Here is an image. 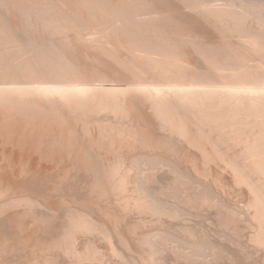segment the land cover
<instances>
[{
	"label": "bare ground",
	"instance_id": "obj_1",
	"mask_svg": "<svg viewBox=\"0 0 264 264\" xmlns=\"http://www.w3.org/2000/svg\"><path fill=\"white\" fill-rule=\"evenodd\" d=\"M217 3L0 0V197L14 195L0 202V263L9 262L7 251L23 264H37L40 251L52 259L58 253L78 255L77 236L101 235V230L109 235L106 240L116 239L123 250L136 253L145 243L157 246L159 235L163 236L158 229L162 225L170 229L175 222L181 227L175 225L177 230L196 240L200 231L193 229L195 235L189 227L198 225L197 210L217 213L216 209L227 208L226 203L215 207L217 199L204 190L212 194V186H226L221 174L226 171L234 184L246 186L251 194L243 210L248 213L242 215L237 207L231 213L237 220L247 217L249 222L243 223L253 228L249 241L264 249V3ZM109 153L115 154L114 159L108 158ZM56 171L63 179L59 180L67 181L65 186L57 183ZM71 172L76 184L68 179ZM208 174L214 176L212 186ZM157 193L166 198L165 203ZM182 198L191 208L187 207L190 220L185 218ZM108 203L120 220L129 215L141 218L134 217L140 219L130 224L132 228L121 227L116 219L118 225L109 232L106 226L101 229L100 214L114 209ZM182 205L184 211L178 208ZM17 208L29 210L30 219L25 213L29 222L19 220L23 212L11 213ZM35 210L40 212L30 214ZM142 215L162 223L155 230L159 234L142 237ZM230 223L228 227L240 224ZM221 240L227 244V239ZM167 242H160L158 248L163 243L173 249ZM215 246L217 255L219 246ZM228 248L226 254H236ZM254 249H243L250 252L242 256L240 247L241 260L253 259L251 253L259 255ZM32 255L38 256L35 261ZM50 260L45 264H57Z\"/></svg>",
	"mask_w": 264,
	"mask_h": 264
},
{
	"label": "rangeland",
	"instance_id": "obj_2",
	"mask_svg": "<svg viewBox=\"0 0 264 264\" xmlns=\"http://www.w3.org/2000/svg\"><path fill=\"white\" fill-rule=\"evenodd\" d=\"M222 1H224V0H221V2H222ZM248 1H249V0H248ZM250 1H252V2L256 1L257 3H260V4H263V3H264V0H250ZM218 2H219V3H217L216 5L220 4V0H218ZM221 4H222V3H221ZM263 6H264V4H263ZM7 18H8V15H7ZM7 20H8V19H7ZM237 151H238L237 149L233 150V153H232V154L236 153ZM106 152H107V151H106ZM231 152H232V151H231ZM106 154H108V152L105 153L104 155H106ZM111 155L115 156L114 153H113V154H110V153H109L108 158H109V156H110V158H111ZM106 156H107V155H106ZM110 158H109V159H110ZM111 159H114V158H111ZM213 167L217 168L216 166H213ZM213 167L210 166V168H213ZM210 168H209V169H210ZM203 169H204V168H203ZM205 169H206V167H205ZM207 169H208V168H207ZM207 169H206V170H207ZM213 169H214V168H213ZM213 169H212L211 173L214 174V173H216V171H215L216 169H215V170H213ZM213 171H214V172H213ZM58 172H59V171H56V172H55V176H57L56 179H58V177L61 178V176L56 175ZM80 172L82 173V175L86 174V172L84 173L82 170H81ZM217 172H218V171H217ZM83 173H84V174H83ZM58 174L61 175L60 173H58ZM221 174H222L223 179H225V180L228 181V182L224 181V182L228 183V185H227L226 183H225V184L222 183V184L226 185L227 187H226V186L222 187V186H220V185H219V186H220V187H219L218 185H215V187H216V186L219 187V188H218V187L215 188L214 186H212V184H213L212 182H213V181H210V177H214V176H211V174H208V175H210V176H208V177H209V181H208V182H209V185H210V183H211V186H212V188H213V192H214V193L211 194L209 191H207L206 188H204V190H206V193H207V192L209 193V194H207V195H209V197H211V196L213 195V196H212V199H215V200H214L215 202H216V199H217V206H215V207H221L223 204L226 203L224 206H227V208H224V206L222 207V208H224V209H222V210H225V211H223L224 213H223V212L221 213L222 210H221V211L218 210V209H221V208H218V209L215 208V209L217 210V213L214 212L215 210H214L213 208H212L213 210H211L212 212H209L210 209H207V208H205V209L207 210V212H204V213L202 212V209H201V211H199V209L197 210V211H198V215L201 216V217H200L201 219L199 218V216H198L197 214H196V215L198 216L199 221H201V222H199V221L197 220V224H198V225H197V226H193V227H192L191 225H189V226H191V228L189 227V229H190V230L195 229L196 231H200V232H199L200 234H199L198 232L196 233L198 238H195V239L198 240V241L194 240L193 237H192V238L188 237L187 235H189V233H188V234H185V233L183 232V230H182V231L177 230L176 227L179 229L180 226H177V223H176V222H175L176 224H175V223H173V224L171 223V224H172V227H171V225H170V226H168L170 229H168V228L165 227V226L163 227L162 223H160V224L158 223L160 226L162 225V227H160L158 224L153 223V222H150V221H152V219H151V217H150V218L148 217L149 215H148V216L146 215L147 217H145V215H144V216L142 215V218H143V222H142V223H144V224H143V225L140 224V225H142V228H140V230L138 229V230H139V233H140V231H141L142 234H141V233H140V234L142 235V237H148V236H149L148 234H150V236H151L152 234H153V235H155V234H159V233L156 232V231H157V228H156V227H158V228L160 227V228L158 229V232H160L163 236H160V235H159V238H160L159 241L161 240L160 242H163L164 244H165V242L168 241V242H167V243H168V246H170L171 243H172V245H171L172 247L170 246V248H173V249H169V248L167 249V247H165V246H167V244L164 246L163 243H162V245H163L164 247H162V245L160 244L161 248H166L167 250H165V249H161V248L159 249V248H158V245H159L160 242L158 241L159 243H158L157 246H156V244H155L154 242H152V244L154 243L153 245H150L149 243H148V244H147V243L143 244V245H142V249H143V248H144V249L141 250L140 247H139V250H137V253H136L135 251H133V250L128 251V249H127V251H126V249L123 250L124 248H122L120 245H118L116 239H114V240L112 239V240H113V241H112L111 239L108 238L109 240H106L107 238L105 239V237H106V236L109 237V235H108V234H103V232H105V230H101V231H102V234H103L104 236H103L102 234H101V235H102V236H101V235H99L98 233H97V234L95 233V235H94V234H91V235H86V236H85V235H78V236H77V238H76V245H75V248H76V250H77L78 255H73V254H70V255H64V254H59V253H58V255L55 256V258L52 259L50 256H48L49 254H48V255L46 254V253H47L46 251H45L44 253H43L42 251H40L43 255L40 253V256H39V257L37 256L38 258H37L35 255H34V256L32 255L33 258H30V259H32L31 261H35L34 258H37V260L35 261V263H37V264H38V263H39V264H45V263H46V260L48 261V260H50V259H51L50 261H56L57 264H62V263H63V264H64V263H65V264H66V263H68V264H70V263H71V264H97V262L100 263L101 261H103L102 259H104V261L101 262L100 264H108L110 261H111V262H110L109 264H113V263H114V264H118V263H119V264H123V263H124V264H133V263H134V264H151L150 261L152 262V259L154 258V259H153V262H154V260H155L154 263H156V264H157V263H160V264H171V263H173V264H181V262H182L183 264H186V263H187V264H191L190 262L193 260V258H196L197 260L194 259L195 261H194V260L192 261L193 264H200V263H201V264H203V263L206 264V262H208V260H210L209 258H211V260H212L214 257L216 258V256L218 255V259H215V258H214L215 260H212V262H211V260H210V261H209V262H210L209 264H214L213 262L216 261V260H217V262H218L217 264H219V263H220V264H237V263H239V262H240L239 264H243V263H245V264H249L250 261H251L250 264H253V263H254V264H255V263H256V264H257V263H258V264H259V263H260V264H263V263H264V262H263V261H264V260H263V259H264V257H263V255H264V249L262 250L261 248H257L254 244H252V243L249 241V236H250L249 234H251L253 228L249 227V226H251V224H249V223L247 224V223H246V224L248 225V226H247L246 224L243 223V221H244V222H249V221L247 220V217L245 218L246 221L243 220V218H241V217L239 218V220H237V218H235V216L231 213V212H233V211L236 212V210L240 211V209L242 210V211L240 212L241 214L244 213V212H245V213H248V211H244V212H243V210H245V207H246V205H247V201H248V199H249L250 196H251L250 191H249V189H248L246 186H244V185H243V186H244V187H243L242 185L234 184V182L232 181V180H233V179H232V175H231L228 171H226L224 174H223V173H221ZM69 175H70V174H69ZM230 175H231V177H230ZM62 176H63V178H64V174H62ZM74 176H75V175H73V177H74ZM68 177H69V176H68ZM66 178H67V177H66ZM70 178H71V181L74 180V183H73V182H70V180H68V179H70ZM56 179H55V180H56ZM64 179H65V178H64ZM68 179H67V180H68V184H69V183H71V184H72V183H73V184H76V183H75L76 178H75V177L72 178V172H71V176H70ZM61 180H63V179L61 178ZM61 180L58 179L57 183L60 181V182H61L60 184L65 186V182H67V181L65 180V181L62 182ZM211 180H212V178H211ZM76 182H77V180H76ZM83 182H84V181H82V185H85V186H86V183H85L86 181L84 182L85 184H84ZM187 182H188V181H187ZM63 183H64V184H63ZM58 184H59V183H58ZM66 184H67V183H66ZM73 184H72V185H73ZM66 186H67V185H66ZM68 186H69V185H68ZM70 186H71V185H70ZM190 186H191V185H190ZM232 186H233V187H232ZM234 186H235V187H234ZM236 186H238V188H237ZM221 187H222V188H221ZM150 188H153V187L151 186ZM225 188H228V189L225 190ZM229 189H231V191H230ZM247 189H248V190H247ZM156 190H157V188H156ZM232 190H233V191H232ZM84 191H85V190H84ZM216 191H217V193H216ZM157 192L161 193L159 188H158V191H157ZM202 192H203V191H202ZM204 192H205V191H204ZM218 192H220L219 195H217ZM222 192H223V193H222ZM227 192H228V193H227ZM229 192H230V193H229ZM9 193H11V192H9ZM9 193H8V195H7V193L3 194L2 196H4V197H3V199H1V197H0V202L5 201L6 199L8 200L9 198H13L14 195H13L12 193L9 195ZM215 193H216V194H215ZM154 194H155V193H154ZM221 194H222V195H221ZM228 194H229V196H228ZM230 194H231V195H230ZM6 195H7V196H6ZM11 195H12V196H11ZM90 195H91V194H90ZM156 195H157L159 201H161L162 198H163V197H162L163 195L161 196V194H158V193H157ZM158 195H160V196H158ZM179 195H180V194H179ZM238 195H239V196H238ZM5 196H6V197H5ZM10 196H11V197H10ZM214 196H215V197H214ZM221 196H223V197L221 198ZM7 197H8V198H7ZM160 197H162V198H160ZM180 197H182V196L180 195ZM224 197H227V200H226V198H224ZM228 197H229V198L232 197V198L234 199V201H236V202H233V199H232V198L229 199ZM235 197H236V198H235ZM240 197H241V198H240ZM4 198H5V200H4ZM155 198H156V197H155ZM242 198H243V199H242ZM113 199H114V197H113ZM113 199L110 198V200H112L113 203H114L115 201H114ZM156 199H157V198H156ZM164 199L166 200V198H163L162 202L164 201V203H165V200H164ZM223 199L226 200V201H229V200H230L231 202H230V201L228 202L230 205H229L226 201L224 202ZM237 199H238V200H237ZM108 200H109V199H108ZM108 200H105V201L108 202ZM218 200H219V202H218ZM157 201H158V200H157ZM181 201H182V202L184 201L183 198L181 199ZM239 201H240V202H239ZM102 202H103V201H102ZM109 202H110V201H109ZM185 202H186V201H184L182 204L185 205ZM220 202H221V203H220ZM222 202H223V203H222ZM103 203H104V202H103ZM103 203H102V204H103ZM186 203H187V202H186ZM218 203H219V204H218ZM239 203H240V204H239ZM104 204H106V202H105ZM104 204H103V205H104ZM108 204L111 205V203H108ZM172 204H173V203H172ZM179 204H180V206H181V203L178 202V205H179ZM220 204H221V206H220ZM112 205H113V204H112ZM112 205H111V207H112ZM170 205H171V204H170ZM175 205H176V204H175ZM183 205H182V207H180V206H179V207L177 206V207H178V208H182L181 210L184 211L185 208H184ZM235 205H238V206H235ZM71 207H72V206H71ZM106 207H107V206H106ZM185 207H186V205H185ZM187 207H188V205H187ZM187 207H186V210H187V211H185V213H187V212L189 211L188 209L191 210V208L188 207V209H187ZM236 207H237L238 209L235 210ZM112 208H114V206H113ZM233 208H234V209H233ZM22 209L24 210V208H21V210L17 208V209H13V212L10 211L11 209H10L9 211H10L11 213H15V210H17L16 213H20V212L22 213V212H23V214L26 213V214H28V216H29V213H28L29 210L26 209V211H25V210L23 211ZM115 209H116V208H114L113 210H111V209L109 208L108 210H106V212H107L106 214H108V213L110 212L108 215H106L105 213H103L104 215H102V214L99 213V214H100V216H99V214H98L99 219H100V228H101V229H102L103 227H104V229H105V226H106V229H107L106 231L109 232V230L112 229V227L114 228V226H115V225H118V224L124 225V226H121V227H125V226L127 227V226H128V227H131V228H132L131 225H133L132 223H135V224H136V220H135V219H137V218H134V217L139 216V215H136V216H135V215H132V216L129 215L130 217L126 216L124 219H121V220H120V219H118L119 216H118V214L116 213ZM205 209H203V211H206ZM228 209H229V210H228ZM18 210H19V212H18ZM37 210H38V209H37ZM37 210H35L36 212H35V211H30V214H31V212L34 213V214L40 212V211H37ZM110 210H111V211H115V213L111 212ZM232 210H233V211H232ZM246 210H247V209H246ZM192 211H193V210H192ZM219 211H220V212H219ZM228 211H229L230 214H232L230 217H228V216L230 215L229 213H227ZM65 212H66V209H65ZM189 212H190V211H189ZM193 212H194V211H193ZM218 212H219V214L221 213L220 216H219V215H216V214H218ZM21 213H20V214H21ZM101 213H102V212H101ZM111 213H112V214H111ZM190 213H192V212H190ZM7 214H9V213H7ZM23 214L20 215V216H22L23 219H19V220H23V221H21V222H23V223H26L27 220H28V222H29V221H30V220H29V219H30V216L27 217V218H29V219H27V218H26L27 215L25 214V217H24ZM187 214H188V215H187ZM187 214H186V216H185V215H184V216H185V218L187 217V219L190 220V218H192V216H190V218H189V213H187ZM194 214H195V213H194ZM194 214H191V215H194ZM222 214H224L226 218H230V219H231V217H233V216H234V217L232 218V220H228V219H227L228 222H226L227 220L225 219L224 215H222ZM32 215H33V214H32ZM32 215H31V216H32ZM61 215H63V217H65V214H60L59 216H61ZM112 215H113V216H112ZM226 215H227V216H226ZM242 215H243V214H242ZM35 216H38V215L36 214ZM98 216H97V217H98ZM102 216H104L107 220H106L104 217H102ZM110 216H112V217H110ZM212 216H213V218H212ZM214 216H215V217H214ZM216 216H217V218H216ZM222 216H223V217H222ZM245 216H246V215H245ZM245 216H243V217H245ZM61 217H62V216H61ZM109 217H110V218H109ZM115 217H117V218H115ZM139 217L141 218V216H139ZM139 217H138L137 221L140 219ZM20 218H21V217H20ZM130 218H132V219H130ZM204 218H205V219H204ZM207 218H209V219H207ZM221 218H222V219H221ZM26 219H27V220H26ZM114 219H115V220H114ZM116 219L120 220L121 222H120V221H117V223H118V222H120V223L116 224ZM148 219H149V220H148ZM210 219H211V221H210ZM215 219H216V220H215ZM223 219H224V220H223ZM233 219H234V220H233ZM240 219H242V221H241ZM1 220H2V218L0 217V221H1ZM113 220L115 221V223H114ZM131 220H132V221H131ZM134 220H135V221H134ZM144 220L147 221L148 226H147V224H146V221H144ZM204 220H205V221H204ZM213 220H214V221H213ZM25 221H26V222H25ZM107 221H108L109 223H108ZM124 221H125L126 223H124ZM133 221H134V222H133ZM202 221H203V222H202ZM230 221H231V222H234V221H235V223H236V222L240 223L239 221H241V223L238 224V226H236L237 224L235 225L237 228L239 227L240 229H239V228L237 229V228H236L235 226H233V225H230V226H233V227H228L229 225H227L226 223H228V224H232V223H230ZM110 222H111V223H110ZM187 222H188V220H187ZM208 222H209V223H208ZM122 223H123V224H122ZM199 223H200V224H199ZM206 223H207V224H206ZM218 223H219V224H218ZM220 223H221L223 226L220 225ZM111 224H112V225H111ZM114 224H115V225H114ZM130 224H131V225H130ZM149 224H150V226H149ZM155 224H156V225H155ZM188 224H189V223H188ZM201 224H202V225H201ZM233 224H234V223H233ZM242 224H243V225H242ZM103 225H104V226H103ZM109 225H110V226H109ZM140 225H139V226H140ZM151 225H154V226H155V229H154V226H151ZM173 225H174V226H173ZM175 225H176V227H175ZM219 225L221 226L220 228H219ZM240 225H241V226H240ZM101 226H102V227H101ZM111 226H112V227H111ZM134 226H136V225H134ZM134 226H133V227H134ZM137 226H138V225H137ZM143 226H144V227H143ZM202 226H203V227H202ZM215 226H216V227H215ZM252 226L254 227V225H252ZM140 227H141V226H140ZM150 227H152V228H150ZM173 227H175V229H173ZM195 227H196V228H195ZM200 227H201V228H200ZM212 227H213V229H211ZM165 228L168 229V230H170L172 233H171L170 231L166 230ZM202 228H203V230H202ZM205 228H207V229H205ZM229 228H231L232 230L236 228L237 230H239V232L236 233L235 231H237V230H235V231L233 230V231L235 232V233H234V232H232V230H230ZM255 228H256V227H255ZM146 229H147V230H148V229H151V230H150V231H149V230L147 231ZM153 229H154V231H153ZM160 229H163V230L161 231ZM180 229H181V227H180ZM198 229H199V230H198ZM209 229H210V230H209ZM250 229H251V230H250ZM142 230H143V231H142ZM155 230H156V231H155ZM176 230H177V231H176ZM195 230H193V231H191V232L194 233V232H196ZM207 230H208V231H207ZM215 230H216V231H215ZM217 230H218V231H217ZM179 231H180V234H178ZM240 231H241V232H240ZM155 232H156V233H155ZM162 232H163V233H162ZM168 232H169L170 234H169ZM175 232H177V233H175ZM181 232H183V233H181ZM202 232H203V233H202ZM205 232H206V235H205ZM211 232H212L213 234H212ZM230 232H232V233H230ZM105 233H107V232H105ZM144 233L147 234L148 236H147V235H144ZM167 233H168V234H167ZM174 233L177 234V236H176ZM186 233H187V232H186ZM244 233H245L246 235H245ZM164 234H166L167 236L164 235ZM184 234H185L186 236H185ZM194 234H195V233H194ZM196 234H195V235H196ZM208 234H209V236H208ZM211 234H212V235H211ZM215 234H216V235H215ZM217 234H219V235H217ZM238 234H239V235H238ZM92 235H93V236H92ZM143 235H144V236H143ZM204 235H205L206 237H205ZM79 236H80V238H79ZM81 236H82V237H81ZM83 236H84L85 238H84ZM100 236H101V237H100ZM155 236H156V235H155ZM175 236H176V237H175ZM183 236H185V238H184ZM227 236H228V237L230 236V237L228 238ZM92 237H93V239H92ZM97 237H99V238H97ZM103 237H104V238H103ZM173 237H175L176 241L173 240V239H174ZM202 237H203V238H202ZM217 237H218V238H217ZM225 237H227V238H225ZM236 237H237V238H236ZM162 238H163V240H162ZM170 238H171L172 240H171ZM177 238H178L179 240H178ZM187 238H188V239H187ZM200 238H201V239H200ZM223 238H224V240L227 239V244H226V242L224 241V244L222 245L223 240H221V239H223ZM244 238H245V239H244ZM246 238H247V239H246ZM81 239H82V240H81ZM96 239H97V240H96ZM102 239H103V240H102ZM205 239H206V240H205ZM207 239H209V240H207ZM229 239H231V240L229 241L230 243L228 242ZM233 239H235V241H234ZM243 239H244L245 241H244ZM92 240H93V241H92ZM100 240H101V241H100ZM153 240H154V239H153ZM155 240L157 241L158 239H156V237H155ZM164 240H165V242H164ZM180 240H182V242H184L183 245H181L182 242H179ZM188 240H189V241H188ZM201 240H202L203 242H202ZM219 240H220V241H219ZM239 240H240V241H239ZM242 240H243V241H242ZM102 241H103V242H102ZM107 241L110 242L111 244H110V243H107ZM111 241H112V242H111ZM115 241H116V242H115ZM170 241H171V243H170ZM173 241H174V242H173ZM195 241H196V242H195ZM211 241H212V242H211ZM221 241H222V242H221ZM233 241H234V242H233ZM236 241H237V242H236ZM87 242H90V243H87ZM178 242H179V243H178ZM185 242H186V243H185ZM187 242H188V243H187ZM191 242H192V243L194 242V243L192 244ZM213 242H214V243H213ZM216 242H217V243H216ZM235 242H236V243L239 242L238 244H240V247H241L242 250H243V249H247V248H248V249L256 248V249H254V250L258 251V253L260 252L259 255L256 253V255L258 256V258H257V256H255L254 254L251 253V256L254 257L253 259L250 258L249 261H247L248 259L246 258V259H247L246 261L248 262V263H247V262H245V259H243L244 257H242V260H244V261H242L241 258H240V257H241V253L244 251L245 253L243 252L242 256H245V254L247 253L248 250H246V251H245V250H243V251L241 250V253H238V252H240V251H239V250H240V247H238V245H237ZM243 242H244L245 244H246V242H247V245H246V246H248V247H246V246L244 245ZM103 243H104V244H103ZM203 243H204V244H203ZM207 243H208V244H207ZM215 243L217 244V246H219V247L217 248V249L219 250V251L217 250V251L219 252V253H217V255H216V250H215V248L213 249V247L216 245ZM220 243H221V244H220ZM232 243H235V244L231 245ZM248 243H249V244H248ZM250 243H251V244H250ZM84 244H85V246L87 247V249H86V247L84 246ZM90 244H91V246H89ZM191 244H192L193 246H194V244H195L196 246L198 245V248H197L196 246H194V247L197 248L198 250L195 249ZM107 245H108V247H107ZM112 245L115 246V249L117 250L118 253H117V252H114L115 249H113V246H112ZM154 245H155V246H154ZM190 245L192 246V248H190V247H191ZM206 245H207V246H206ZM229 245H230L229 248H231V249L234 251V253H236V254H232V253L230 254V253H229V254L232 256L231 259L229 258V257H231V256H230L229 254H226V252H228V250H227L228 247H227V246H229ZM234 245H235V246H234ZM243 245H244L245 247H244ZM77 246H78V247H77ZM118 246H120V247H118ZM160 246H159V247H160ZM201 246H202V247H201ZM225 246H226L227 248H226ZM233 246H234L235 248H234ZM242 246H243L244 248H242ZM249 246H250V248H249ZM95 247H97V248H95ZM110 247H111V248H110ZM116 247H117V248H116ZM145 247H146L147 249H146ZM156 247H157L158 249H156ZM179 247H180V248H179ZM205 247H206V248H205ZM215 247H216V246H215ZM232 247H233V248H232ZM120 248H121V249H120ZM150 248L152 249L151 251L148 250V249H150ZM200 248H201V250H200V252H199V249H200ZM207 248H208V249H207ZM219 248H220V249H219ZM229 248H228V249H229ZM91 249H92V250H91ZM102 249H103V250H102ZM105 249H106V250H105ZM109 249H110V250H109ZM112 249H113L114 251L111 253V250H112ZM153 249H154V251H153ZM204 249H205V250H204ZM225 249H226V251H225ZM235 249H236L237 251H236ZM238 249H239V250H238ZM258 249H259L260 251H259ZM85 250H86V253H85ZM140 250H141V251H140ZM155 250H156V251H155ZM162 250H164V251H162ZM169 250H170V251H169ZM182 250H183V252H182ZM185 250H186V252H184ZM190 250H191V251H190ZM202 250H203V252H202ZM207 250H208V251H207ZM209 250H210V251H209ZM214 250H215V252H214ZM222 250H223V251H222ZM131 251L134 253V255H133V253H131ZM143 251H145V252H143ZM147 251H148V252H147ZM160 251H161V252H160ZM171 251H173V252H171ZM177 251H178V252H177ZM187 251H188L189 253H188ZM262 251H263V252H262ZM101 252H102V253H101ZM124 252H125V253H124ZM129 252H130L131 254H128ZM150 252H151V253H150ZM162 252H164L163 255H161ZM165 252H168V253L165 254ZM207 252H208V253H207ZM212 252L214 253V255H213L214 257H213V258H212V256H211V253H212ZM222 252H223V253H222ZM249 252H250V250L248 251L247 254H249ZM254 252H255V251H254ZM7 253H9V255H7V256L10 257V256H11V255H10L11 252H8V251H7ZM32 253H33V252H32ZM88 253H89V254H92V256H94V254H95L94 258L91 257V258L85 259L83 256L87 255ZM97 253H98V255H97ZM113 253H114V254H113ZM120 253L122 254L123 257H121V254H120ZM146 253H147L148 255H147ZM149 253H150V254H149ZM159 253H160L161 256L159 255ZM175 253H177V254H175ZM209 253H210V254H209ZM213 253H212V254H213ZM11 254H13V252H12ZM35 254H37V253H35ZM38 254H39V253H38ZM99 254H100V255H99ZM101 254H102V255H101ZM118 254H120V257H119V258H118V256H119ZM125 254H126V256H124ZM136 254H137V255H136ZM140 254H141L142 256H141ZM145 254L147 255V257L145 256ZM152 254H153V256H155V257H153ZM187 254H188V256H192L191 258H190V257H189V258L187 257L188 260L186 259V257H184V256H186ZM191 254H193V255H191ZM196 254H197V255H196ZM221 254H222V256H221ZM225 254H226V255H225ZM239 254H240V255H239ZM247 254H246V255H247ZM13 255H14V254H13ZM15 255H16V253H15ZM46 255H47V257H46ZM60 255H61V256H60ZM115 255H116V256H115ZM128 255H129V256H128ZM199 255H200V257H199ZM205 255H206V256H205ZM215 255H216V256H215ZM238 255H239V256H238ZM260 255H261L262 257H261ZM63 256H66V257H63ZM68 256H69V257H68ZM79 256H81V259L78 258ZM99 256L102 257V259H101V258L98 259ZM106 256H107V257H106ZM175 256H176V257H175ZM179 256H180V257H179ZM201 256H202V257H201ZM208 256H209V258H208ZM210 256H211V257H210ZM223 256H224L225 258H222ZM227 256H228V257H227ZM9 257L7 258V261H9V262H7V264H13V263H14V260L17 259V258H15L14 256H13V257H12V256L10 257V258H12V259H10ZM71 257H72L73 259H72ZM150 257H153V258H150ZM161 257H162V258H161ZM164 257H165V259H164ZM169 257H170V258H169ZM172 257H173V258H172ZM177 257H178V258H181V259H178ZM182 257H184L185 259L183 260ZM226 257H227V258H226ZM255 257H256V259H255ZM14 258H15V259H14ZM40 258H41L42 260H41ZM44 258H45V261H44ZM46 258H47V259H46ZM57 258H58V259H57ZM69 258H70V259H69ZM123 258H124V259H123ZM138 258H139V260H138ZM142 258H143L144 260L146 259V262H144V260L142 261ZM204 258H205V261H202V260H204ZM219 258H220V259H225V260H222V261H221V260H219ZM239 258H240V259H239ZM259 258H260V259H259ZM65 259H66L67 261H66ZM92 259H94V261H93ZM96 259H97V260H96ZM105 259H106V261H105ZM112 259H113V260H112ZM140 259H141V261H140ZM147 259L149 260V262H147ZM161 259H162L163 261H162ZM167 259H168V261H167ZM172 259H173V260H172ZM189 259H191V260H189ZM200 259H202V260L200 261ZM207 259H208V260H207ZM233 259H235V260H233ZM237 259H239V260H237ZM254 259H255V262H254ZM257 259L259 260L258 262H257ZM11 260H12V261H11ZM38 260H39V261H38ZM58 260L61 261V262H59ZM69 260H70V261H69ZM72 260H74V261H72ZM77 260H79V261H78L79 263L77 262ZM91 260H92V261H91ZM95 260H96L97 262H96ZM99 260H100V261H99ZM158 260H159V261H158ZM165 260H166V261H165ZM170 260H171V261H170ZM178 260H179L180 262H179ZM182 260H183V261H182ZM206 260H207V261H206ZM252 260H253V262H252ZM260 260H261V262H260ZM262 260H263V261H262ZM16 261H18V260H16ZM16 261H15L14 264H19V263L21 262V261H20V262L18 261L19 263H17ZM37 261H38V262H37ZM42 261H44V262H42ZM71 261H72V262H71ZM83 261H84V262H83ZM156 261H157V262H156ZM169 261H170V263H169ZM177 261H178L179 263H178ZM187 261H189V262H187ZM197 261H198V262H197ZM219 261H220V262H219ZM228 261H230V262H228ZM41 262H42V263H41ZM58 262H59V263H58ZM73 262H74V263H73ZM75 262H76V263H75ZM88 262H89V263H88ZM93 262H94V263H93ZM128 262H129V263H128ZM136 262H137V263H136ZM143 262H144V263H143ZM153 262H152V264H154ZM222 262H224V263H222ZM242 262H243V263H242ZM21 263H22V262H21ZM21 263H20V264H21ZM27 263H28V262H27ZM27 263L25 262L24 264H27ZM54 263H55V262H54ZM0 264H2V263H0ZM22 264H23V263H22ZM55 264H56V263H55Z\"/></svg>",
	"mask_w": 264,
	"mask_h": 264
}]
</instances>
